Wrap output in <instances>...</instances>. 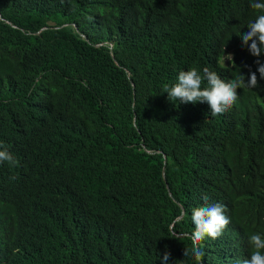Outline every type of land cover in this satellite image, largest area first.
<instances>
[{
    "label": "trees",
    "instance_id": "16d2710c",
    "mask_svg": "<svg viewBox=\"0 0 264 264\" xmlns=\"http://www.w3.org/2000/svg\"><path fill=\"white\" fill-rule=\"evenodd\" d=\"M250 3L104 0L110 28L97 30L79 0H0V140L18 161L0 165V212L16 220L0 264H163L165 252L201 264L183 235L205 197L228 196L264 238V55L240 38ZM192 68L226 82L255 71L258 85L212 117L163 92Z\"/></svg>",
    "mask_w": 264,
    "mask_h": 264
},
{
    "label": "clouds",
    "instance_id": "9594fccd",
    "mask_svg": "<svg viewBox=\"0 0 264 264\" xmlns=\"http://www.w3.org/2000/svg\"><path fill=\"white\" fill-rule=\"evenodd\" d=\"M102 1L104 0H79L82 6L91 9L89 22L97 30L110 28L107 15L100 13L99 5ZM250 7L256 10L258 15L249 22L247 25L249 31L240 35V38L250 54L259 58L264 55V0H251ZM6 24L10 25V21H7ZM61 25V27H76L72 23H62ZM49 28V26H41L40 30L35 33L38 34ZM96 45H107L111 48L113 43L110 40H104ZM256 64L257 71L264 78V63L257 59ZM205 80L208 86L202 87ZM245 83L248 87H257L258 78L255 71L250 73V78L246 82L239 77L226 82L215 72L205 69L201 75L200 71L192 68L179 72L177 82L166 86L163 92L167 93L169 101L174 103L176 101L186 105L207 103L210 106V115L216 117L224 114L234 105L238 98L237 90L245 86ZM9 151L13 152L7 143L0 140V165L6 162L9 165L18 164ZM166 189L171 195L167 184ZM204 201L197 203L191 212L190 225L194 231L189 230L183 235V237L191 239L197 261L201 264H204L201 261L210 264H264V238L241 223L239 209L232 207L230 198L225 196L211 200L205 197ZM15 223L16 220L12 215L0 212V240L10 242L6 232ZM175 235L182 236L180 233ZM245 251L249 252L244 254ZM190 253L192 250L186 249L185 256ZM2 254L3 252L0 251V256ZM170 255V252H165L161 256L163 264H169Z\"/></svg>",
    "mask_w": 264,
    "mask_h": 264
},
{
    "label": "rangeland",
    "instance_id": "374dc122",
    "mask_svg": "<svg viewBox=\"0 0 264 264\" xmlns=\"http://www.w3.org/2000/svg\"><path fill=\"white\" fill-rule=\"evenodd\" d=\"M232 56V53L231 52H226L225 54H224V56L222 57V59H221V62L223 63V64H226V62L228 61V59L230 58ZM126 155H127V158L128 159H130V160H138L139 159V157H140V155H141V153L139 152V151H137V150H134V149H128L127 151H126Z\"/></svg>",
    "mask_w": 264,
    "mask_h": 264
}]
</instances>
